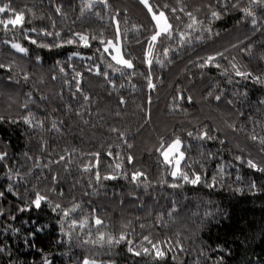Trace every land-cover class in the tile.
<instances>
[{
    "label": "trees",
    "instance_id": "obj_1",
    "mask_svg": "<svg viewBox=\"0 0 264 264\" xmlns=\"http://www.w3.org/2000/svg\"><path fill=\"white\" fill-rule=\"evenodd\" d=\"M4 2L6 0H0V4ZM11 2L13 7L25 11L26 21H29L27 27H46L50 31H60L61 36L72 29L102 31L105 38H112L113 16L120 20L122 31L125 28L129 30L130 37L133 25H143L138 34L141 43L137 44L134 40L130 44L125 42V50L131 52L134 65L144 75L117 79L114 89L103 76L87 71L93 62L99 63L103 70L111 58L105 54V60L100 61L99 53L94 54L95 48H81L83 55L91 59L74 57L70 63L82 73L81 88L90 97L86 104L80 93L72 95L76 91L72 69L66 67L65 77L58 68L53 67L57 59L66 66L69 54L76 50L74 46L51 51L30 46V56L26 58L23 53L12 49L10 44L4 43L13 40L29 46L21 32L5 34L0 29V63L15 61L14 74L19 80V83L7 81V70H0V116L4 117L0 120V151L7 153L0 161V191L5 193L0 198V207L6 210L0 214V245L6 246V251L0 252V264H42L44 253L48 254L51 264H80L85 256L102 261L111 259L114 264H155L151 256H135L128 252L123 242L111 249L82 243L87 238L89 228L93 238L98 228L113 234L124 230L133 240L134 247L143 235L150 234L154 242L172 237V251L162 264H196L197 260L199 264H213L218 256L224 257L222 264H264V190L248 189L253 179L258 188L264 189V173L233 158L243 150L246 159L264 163V153L260 151L262 145L258 140L250 139L253 134L264 136V106L260 104L264 100V83L251 77L236 76L230 64L235 63L242 71L264 80V5L252 6L257 21L253 25V17L239 10L249 6V0H239L237 9L232 8L237 0H180L179 3L177 0H150L154 5L167 3L177 8L183 5L185 12H192L204 27L212 28V33L205 31L203 38L199 41L193 39L190 46L176 48L174 44L168 57L161 54L160 58L165 61L163 66L154 60L151 74L157 87L151 90L146 87L147 66L142 60L146 47L144 40L150 35L152 22L139 0H108V8L97 4L91 10L86 9L83 16L80 11L82 0ZM57 7H60V12L55 10ZM96 11L100 12L102 19L94 15ZM212 11L220 12V18L213 20ZM166 12L174 25L178 23L169 10L166 9ZM176 15L187 22L184 13L177 12ZM179 26L183 30L184 24L180 23ZM217 32L218 35L215 34ZM198 34L199 31L194 33ZM43 39L51 42L53 37ZM248 45L251 47L248 48ZM216 51L224 52L227 57V60L217 57L216 62L222 68L229 69L231 83L228 76L221 75V70L214 65L200 67L204 64L203 58ZM156 52L162 53L159 45ZM32 53L41 55L42 65L31 58ZM20 68L31 73L27 82L23 80ZM108 71L109 78L119 76V73L113 74L111 69ZM53 74L56 75L55 80L52 79ZM65 78L70 81L69 84L63 83ZM121 84L123 87H120ZM209 91L213 96L207 95ZM178 92L193 97L192 102L176 101L187 111L172 108L173 97ZM27 93H31L30 101ZM120 95L125 98L124 105L119 104ZM148 95H151L150 104ZM215 95H221V100L216 101ZM41 96L46 99L41 100ZM25 102H28L33 113L31 126L22 119L28 114L23 107ZM149 109L150 118L146 115ZM39 120H43L42 127L36 125ZM53 121L59 131L52 128ZM204 124L209 125L219 139L201 143L188 138L185 143L191 144V148L186 157L198 161L194 167L200 170L199 165H203L209 175L218 171L217 165L223 164L226 172L230 173L224 177L226 185H231L232 189L241 187L242 193L228 187L209 189L203 184L194 186L181 181H176L181 183V187H169L173 180L165 166L158 164L154 153L158 137H167L177 131L183 138L185 133L182 129L194 131ZM111 127L125 131L133 147L128 149L118 134L110 131ZM220 139L225 141L222 151H218L221 149ZM108 144L112 145L114 153L119 152L121 156L125 152L132 153L135 159L131 165L125 161V170L129 173L136 169L144 171L148 180L147 190L143 183L137 186V182L122 176L116 180L102 179L96 182L94 170L86 171L83 168L92 159L90 153ZM117 145L120 147L117 148ZM237 173L242 177L239 184L234 183ZM53 176L56 177L55 181ZM161 179L168 182L158 183ZM9 183L13 185L12 192L7 189ZM33 185L42 193H47L53 204L59 203L62 207L79 204L80 208L70 218L79 219L89 215L88 227L81 232L77 226L69 243L68 237H62L59 231L57 221L62 216L59 209L52 212L42 204L40 209L33 207L18 211L23 204L25 189L31 194ZM52 187L56 191L48 192ZM61 190L63 195H60ZM16 192L20 196H16ZM173 202L177 210L175 220L165 215L167 227H162L156 223V216L171 208ZM206 211L212 215L205 216ZM94 216L104 221L103 227L95 225ZM129 221L130 227L122 229V223ZM141 224H144V228L140 227ZM41 227L43 231L39 230ZM14 228L19 231L13 232ZM64 228L66 233L69 230L67 219ZM177 231L180 232L182 252L175 245ZM32 232H35V236L30 235ZM217 244L225 250L217 249ZM40 249H43V253ZM173 255L176 256L175 260L172 259Z\"/></svg>",
    "mask_w": 264,
    "mask_h": 264
},
{
    "label": "snow or ice",
    "instance_id": "obj_2",
    "mask_svg": "<svg viewBox=\"0 0 264 264\" xmlns=\"http://www.w3.org/2000/svg\"><path fill=\"white\" fill-rule=\"evenodd\" d=\"M179 2L180 0H177V3ZM139 3L146 10V13L149 15V18L152 22L150 35L144 40V43H146V47L143 49L142 63L147 66L145 69V71L148 73L145 76V80L147 81L146 87L148 89L154 90L157 87V85L153 82V77L151 74L154 60L156 64L163 66L165 61L160 58L161 54L164 57H168L170 49L173 48L174 44L176 48H181L185 45L190 46L193 42V39L198 41L201 40L205 31L208 33H212V28L204 27L203 23L197 21L196 16L192 12H185V6L183 5L179 8L172 7L167 3L163 5H154L150 2V0H139ZM97 4L104 8L109 7L108 0H82V6L80 9L81 15H84L86 9L91 10ZM255 4L264 5V0H249V6L243 8H239V0H237V3L233 4L232 8H239V10L245 13L247 16H252L253 19L251 20V23L255 25L257 21L254 18L255 14L252 12V6ZM166 9L170 11L172 17H174L175 21H177L178 23L174 25V23L170 20L169 14L168 12H166ZM55 10L57 12H60L61 9L60 7H57ZM177 12L184 13V15L187 17V22L182 21L181 17L179 15H176ZM118 14L119 13L117 12V15ZM33 15L35 14L33 13ZM94 15L98 18H103L101 17L99 11H96ZM220 16L221 13L218 11L211 12V18L213 20L219 19ZM112 20L114 21V33L112 38H105L102 31L89 32L74 31L72 29H68L67 35L61 36L60 31H50L46 27H27L26 23H29V21H26L25 11L13 7L11 0H6V2L0 4V29H2L5 34L10 31L21 32L24 39L28 42L29 46H25L20 42H14L13 40H6L4 41V43L10 44L12 49H15L18 53H23L26 58L30 56V46H35V48L37 49H47L49 51L53 49H60L68 45L74 46L76 48L75 51H72L69 54V63L66 66L62 65V62L57 59L54 61L53 67L58 68L59 72L65 77L67 76L66 67L72 69V72L74 73L72 81L74 82L76 89L75 92H72V95L76 96L77 93H80L83 96V100L86 104L90 100V97L87 93H84L83 89L81 88L80 80L82 78V73L76 71L75 67L70 63L74 57L87 60L91 59V57H85L83 55V53L80 51L81 48H95L94 54L99 53L98 59L100 61L105 60V54L107 55V57L111 58L110 62L105 65L103 70L99 63L93 62L91 67L87 68V71L89 73L94 72L98 76H103L107 80V82L112 85L114 89L116 88L117 79H123L126 76L130 79L132 76H135L137 74L144 75V73H139L138 69L134 65V58L132 57L131 52L125 50L127 47L125 42L130 44L134 40V42L137 44L141 43L138 34L143 25H133L132 34L130 37L129 30L127 28L122 31L120 26V20L117 19L116 16H113ZM180 23L184 24L183 30L180 29ZM52 26L53 28H55L54 21L52 22ZM197 31H199V34L194 35V33H196ZM31 33H35L36 35H31ZM215 34L218 35L219 33L217 32ZM43 37H53V39L51 42H46ZM157 45H159V47L161 48L162 53L156 52ZM230 47L235 48L236 45H230ZM247 47L250 48L251 45H248ZM225 51H227V49H225ZM217 57L227 60V57L224 56V52L216 51L214 54L207 55L206 57H204V64H201L200 67H204L205 64L214 65L216 69L221 70V75L228 76L229 83H231L232 77L229 75V69L222 68V65L216 62ZM31 58L34 59L38 64H43V58L38 53H32ZM198 59L200 58L198 57ZM169 62L171 61L169 60ZM230 64L232 72H234L236 76H239L241 78L251 77L259 83H264V80H261L259 76H251L250 72L242 71L241 68L237 66V64L232 62H230ZM14 65L15 61L11 63H0V70H7V81H15L16 83H19V80L16 79V75L14 74ZM16 67L19 68L18 65ZM108 69H111V72L113 74L119 73V76L117 77L113 75L112 78H109L110 74ZM19 71L23 75V80L27 82L31 76V73L25 71L22 68H20ZM52 79H56L55 74L52 75ZM63 83L69 84L70 81L65 78L63 80ZM120 87H123V84H121ZM207 95L213 96V93L209 91ZM27 96L29 97L30 101L31 93H27ZM9 99H11V97ZM45 99L46 97L41 96V100ZM214 99L216 101H220L221 95H215ZM147 100L150 104L151 95L147 96ZM177 100L192 102L193 97L191 95H185L179 92L176 96L173 97V110L180 109L181 111H187V109L181 108V105L179 103H176ZM228 103H231V101H228ZM119 104H125V98L123 95L119 96ZM260 104L264 106V100H261ZM23 107L28 110V114L23 116L22 119L25 123L31 126L33 125V113L29 109L28 102H25ZM77 114L79 115V112ZM117 115H119V113H117ZM146 115L150 118V109L148 112H146ZM3 119L4 117L0 116V120ZM84 123L87 124L88 121L85 120ZM36 125L42 127L43 120L36 121ZM231 127L235 128V125H232ZM52 128L56 129L57 131L60 130L55 121L52 122ZM110 131L113 133H117L118 138L122 139V143L126 145L128 149H131L133 147V145L129 143V140L126 138L125 131H121L119 128L116 127H111ZM181 131L185 133V136L183 138L180 134H178L177 131H173L167 137H165L164 135H160L158 137L157 145L154 146V153L156 154L158 164L165 166L168 174L173 180V182L169 184V187L179 188L181 187V183H177L176 181H181L183 183L191 184L194 186L203 184L209 189H213L217 186H219L220 188L228 187L230 190L242 193L243 188L236 187L235 189H232L231 185H226L224 177L230 175V173L226 172L225 166L223 164L217 165L218 171L209 175L208 172L204 170L203 165H199L200 170H197V168L194 167L195 164H198V161L191 160L190 157H186L187 151L191 148V144L185 143L188 138H194L196 141L201 143L204 141H214L219 139L216 135L213 134L212 129L209 127V125L204 124L196 128L194 131H190L187 129H182ZM250 139L253 141L258 140L259 143L262 145L260 151L264 153V136L257 137L253 134L250 136ZM219 143L221 145V149H219L218 151L224 150L225 141L220 139ZM116 147L119 148L120 145H117ZM228 150L231 151V149ZM6 155V152L0 151V161L4 160ZM25 155H27V153H25ZM89 155L92 157V159L87 164H84L83 168L86 171L94 170V177L96 182H100L102 179L116 180L118 177L122 176L125 179L130 178L132 182H137V186H139L140 183H143L145 190H147L148 180L147 175L144 171L136 169L129 173L127 170H125V161H127V164L131 165L135 159L131 152H125V154L121 156L119 152L114 153L112 145L108 144L107 146L101 145L98 150L90 153ZM209 155L211 156L212 154L209 153ZM233 158L236 161H243L251 169H255L260 173H264V163H257L252 159H246L243 155V150H241V154H236ZM60 159L63 160L64 157L61 156ZM9 172H11V170H9ZM17 176H19V173H17ZM9 179H11V175H9ZM52 179L53 181H55L56 177L53 176ZM241 180L242 177L237 173L234 183L239 184ZM167 182L168 181L165 179H161L160 181H158V183L160 184H164ZM7 189L9 192H12L13 185L9 183L7 185ZM248 189L249 191L264 190L257 187V182L254 179L251 180L248 184ZM47 191L55 192L56 188L52 187L49 188ZM4 195L5 193L3 191H0V198H3ZM15 195L20 196V193L16 192ZM60 195H63L62 190L60 191ZM22 200L23 204L20 208H18V211H24L25 209L30 210L33 207L35 209H40L42 204L50 208L52 212H56L57 209H59L62 213L61 218L57 221V223L60 225L59 231L62 234V237L64 235L68 237L69 243L72 239L73 230L77 228V226L79 227L80 231L83 232L84 229L88 227L90 223L89 215H83L79 219L70 218L71 214L76 212V210L80 208L79 204H73L71 207H62L59 203L53 204L49 195L47 193H42L39 189L36 188V185L32 186L31 194H29L28 189H25V194L22 197ZM5 211L6 210L3 207H0V214H3ZM217 211H219V209H217ZM176 214L177 210L175 208V202H173V206L171 208L167 209L164 213L157 214L156 223L161 225L162 227H167V221L164 219V216L167 215L169 219L175 220ZM204 215L209 216L212 215V213L206 211ZM66 219L68 220L69 230L65 233L64 224ZM94 220L95 225L101 227L104 226V221L99 216H94ZM130 224V221L127 223H122V229L129 228ZM140 227L144 228V224H141ZM5 230L7 231V229ZM39 230L43 231L44 229L43 227H41ZM12 231L18 232L19 229L14 228L12 229ZM132 231L133 233L135 232L134 229ZM30 235L35 236V232L30 233ZM77 235L79 238V234ZM175 236V245L179 246V249L182 252L183 245L181 244L179 239L180 232L177 231L175 233ZM86 237L87 238L83 240L82 243L99 245L100 248H104L105 246H107L109 249H111L114 246L121 244L122 242L126 243L128 252L134 253L135 256H141L142 254L145 256H151L155 264H162V262L168 256V253L172 251V237H165L163 240L157 239L154 242L153 239L150 238V234L143 235L142 239L138 242L137 246L135 247L133 246V240L129 239L128 233L124 230L119 231L118 234H113L112 232H106L98 228L95 233V238H93V232L89 228L86 233ZM145 242L147 243V246H145ZM165 245L169 246L165 247ZM216 248L222 251L225 250L223 249V246L219 244L216 245ZM5 251L6 246L0 245V252ZM40 251L43 253V249H40ZM201 254L204 255L203 251L201 252ZM47 256L48 254L44 253L42 258V264H51V261L47 258ZM172 259L175 260L176 256L173 255ZM208 259H211V257H208ZM223 260V256H218L213 261V264H222ZM10 264H13V262H10ZM82 264H105V262L99 259H90L85 256L82 258ZM107 264H114V261L109 259L107 261ZM196 264H199V260L196 261Z\"/></svg>",
    "mask_w": 264,
    "mask_h": 264
},
{
    "label": "rangeland",
    "instance_id": "obj_3",
    "mask_svg": "<svg viewBox=\"0 0 264 264\" xmlns=\"http://www.w3.org/2000/svg\"><path fill=\"white\" fill-rule=\"evenodd\" d=\"M105 262V264H107V261H104ZM80 264H82V261H81V263Z\"/></svg>",
    "mask_w": 264,
    "mask_h": 264
}]
</instances>
